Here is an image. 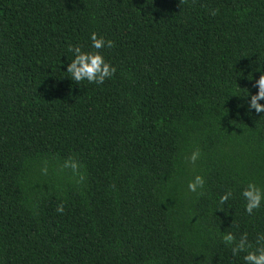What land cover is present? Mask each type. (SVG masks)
Wrapping results in <instances>:
<instances>
[{
	"label": "trees",
	"instance_id": "16d2710c",
	"mask_svg": "<svg viewBox=\"0 0 264 264\" xmlns=\"http://www.w3.org/2000/svg\"><path fill=\"white\" fill-rule=\"evenodd\" d=\"M92 32L117 71L77 84ZM261 73L264 0H0V264H243L221 233L264 234Z\"/></svg>",
	"mask_w": 264,
	"mask_h": 264
},
{
	"label": "clouds",
	"instance_id": "9594fccd",
	"mask_svg": "<svg viewBox=\"0 0 264 264\" xmlns=\"http://www.w3.org/2000/svg\"><path fill=\"white\" fill-rule=\"evenodd\" d=\"M213 15L215 13L213 12ZM91 44L85 49L80 45H69L68 52L72 54L71 62L67 64L66 72L70 75L71 80L79 84L86 81L89 84L102 85L106 79L114 76L117 69L106 59L102 50L111 48L113 41L106 39L103 35L92 32L89 37ZM257 91L255 94H249L250 99L247 104V111L255 110L256 113H264V73H261L258 80L255 81ZM199 156L198 152H193L190 161L195 163ZM75 167V165H73ZM205 186V179L201 175H196L188 183V190L192 193H197ZM231 192H226L220 197V203L225 204ZM244 201V211L252 215L255 210H259L264 205V187L249 182L240 192ZM58 211H62L58 209ZM221 240L226 247L231 248L233 256H242L243 264H264V234L258 235L256 238L257 247L253 249L248 241L247 234H241L239 239L230 231L221 233Z\"/></svg>",
	"mask_w": 264,
	"mask_h": 264
}]
</instances>
